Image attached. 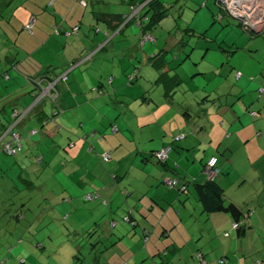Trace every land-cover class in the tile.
I'll list each match as a JSON object with an SVG mask.
<instances>
[{"label":"crops","instance_id":"0c3cea01","mask_svg":"<svg viewBox=\"0 0 264 264\" xmlns=\"http://www.w3.org/2000/svg\"><path fill=\"white\" fill-rule=\"evenodd\" d=\"M130 1L0 0V137L14 110L33 106V85L28 77L67 72V80L59 83L62 112L55 122L49 117L50 103L43 100L23 120L20 131L27 132L29 142L33 133L28 130L43 123L42 135L36 132L32 139L40 141L39 150L46 154L59 148L50 140L57 129L70 131L77 140L69 155L76 160L92 159L88 166L77 168L76 193L71 188L76 209L89 207L88 226L99 220L107 237L120 239L109 248L113 255L106 256L103 264L116 260L117 264H170L163 258L165 247L172 248V264H197L198 251L207 264H264V95L257 94L264 85V59H236L234 45L240 40L227 38L220 48L224 55L218 51L220 58L207 59L210 69L191 77L181 75L178 86V72L169 70L164 61L160 62L162 70L154 64V55L162 46L171 48L177 42L168 37L165 43L158 37L161 27L169 28L158 24L149 30L155 41L142 44L136 22L118 31L117 20L114 24L98 20L99 12L123 18L134 5L142 4V0ZM206 3L209 5V0H204L202 8ZM256 3L258 13H264V0ZM214 5L208 6V15L214 16ZM33 17L36 21L31 32L28 25ZM74 26H79L77 33H65ZM233 30L237 37L240 30ZM250 31L256 37L264 29ZM226 45H233L230 53ZM91 51L93 55L87 59ZM38 53H42L43 60L38 58L42 66L24 67ZM83 60L70 68V63ZM135 70L137 80L130 84ZM96 86L103 95L93 90ZM42 109V118L33 114ZM113 125H117L116 131ZM93 127L99 129L100 136L94 137L91 147L83 137L91 134ZM182 132L185 137L174 141ZM168 143L174 148L168 164L160 165L153 151ZM98 144H103L104 152H111L110 162L116 170L122 167L120 184L105 181L108 171L101 169L94 152ZM213 155L218 158L215 178L224 188L226 202L235 203L246 214L242 236L234 229L232 215L203 210L192 185L181 192L166 184L171 177L180 187L186 181L209 179L205 166ZM87 174L93 176L91 181ZM90 193L94 199L85 202L82 196ZM113 221H117L115 226ZM133 248L136 252L131 255ZM120 249H125V255L115 257Z\"/></svg>","mask_w":264,"mask_h":264},{"label":"rangeland","instance_id":"374dc122","mask_svg":"<svg viewBox=\"0 0 264 264\" xmlns=\"http://www.w3.org/2000/svg\"><path fill=\"white\" fill-rule=\"evenodd\" d=\"M169 2L171 3L166 4L168 7L170 6L169 15L163 17L160 21V24L162 23V25L166 26V28L172 27V35H174L176 38L184 36V42H189L187 49L184 50V47H182V50L185 52V54H189L191 52L190 56L192 57L188 59L185 57L186 55H183V59L186 58L187 63L185 62V64L181 66L182 70L188 69L190 64L194 63L193 59L195 58H206V60L209 58H220V56H217V49L220 51V45L223 43V40L227 38H239L240 40L237 45H234L235 51L238 54L236 59L245 57H252L254 59L257 58L258 60L264 59V32L260 36L250 37L249 34L245 33L240 27H238V22L233 20L234 18H231L232 20L225 18L224 21H218L213 15H211V12L210 15H208V6L214 5L215 0H209V5L206 3V6L203 8L202 4L204 0H186L181 2L169 0ZM115 7L117 8L119 6L116 5ZM208 11H210V9ZM218 12L220 13V9L217 5L214 8V14ZM130 27L131 26L127 27L128 32ZM188 28L191 30H188ZM232 28H237L240 30L237 37L235 34L236 32ZM161 31L162 30H159V32ZM227 47V45L224 46V48ZM227 49L232 51L233 45ZM180 53H182V51H180ZM220 53L224 55V52L221 51ZM41 54L42 53L34 55V57H32L34 58V61L26 63L24 67H30L32 64L34 68L41 67L43 64L41 61H39V59H42ZM224 57L227 58L226 56ZM203 63H205V61H203ZM140 67L143 68L142 63H140ZM89 94H92V92ZM87 129L89 130L90 127ZM93 130H97V132L95 131L96 137L100 136V131L97 127H93ZM63 134L65 138L62 139V144L66 145V140L69 138V136L72 137L74 135L70 131H64ZM95 138L94 136L90 137V140L93 142ZM102 148L103 144H98L97 150L94 151L95 155H97L96 158L99 156V154L103 155L104 150H102ZM58 150H61L62 152L56 151L54 153L52 152L51 154H46L43 152L42 155L38 152V155L43 159L42 162L41 159H38V162H33L32 167H30V170L34 171L36 169L35 164H38L40 170L42 168L44 170L43 173L32 172L30 175V178H32L36 182V185H38L36 190L33 192H30L29 190H21V192L17 194H20V197H22L23 194H29V197L30 195L32 196L30 199H33L24 204V207L22 208L24 214L23 218L18 219L16 216H14L17 214L16 208L18 206H23L19 205L21 203L20 201H17L18 204L15 203L11 205L14 202V196L12 197L11 195V198L0 204L1 263L103 264L106 256L113 255L111 251L105 252L103 249L101 250L104 251V255L101 253H94L95 251L93 252L91 247L92 243L85 246L90 240L88 234L78 233L71 227L74 222L77 223L82 220L85 210H72V215H70V217L68 216V218H64V220H62L63 218L61 217V214H59L61 212H56L58 209V207L55 208L57 206V201H63L64 198L72 199L74 197L71 186L74 187V179L75 177L79 176L77 168H79L80 165L81 167H84L85 165L88 166L89 161L92 163V159L83 157L76 160L72 155H69L63 151V147L58 148ZM0 156L4 157L11 155L1 152ZM16 159L20 160L18 159V156H16ZM34 159L30 158L31 162ZM115 166L116 165H114V163L111 164V162H108V174L103 177L105 178V181H112L116 184H120L121 175L119 174V171H121L122 167H118L116 170ZM100 167L103 171H106V168L103 165L100 164ZM24 168V170L30 172L26 165ZM112 168H114L115 171H113ZM99 171L100 170L97 167L96 175L98 178L101 176L100 173H98ZM87 177H90L89 181H91L93 176L87 174ZM11 185V182L4 184V187L7 188L8 192H6L5 188L1 187L2 197L5 196V193L10 194L9 191L11 192L12 190ZM40 187H44L45 189L40 191ZM46 188L48 190L51 189L50 191L55 196V202H53L54 197L49 202H43L40 200L43 198V195L47 193L48 190ZM74 188L76 193L77 186ZM13 194H16L14 189ZM123 198H126V196H123ZM127 198H129V196H127ZM48 204L50 207H46ZM53 204H55V206H52ZM62 211L64 210L62 209ZM85 234L87 237H85ZM140 241L141 240H139V242ZM147 242L148 239H142L144 246L147 244ZM150 249H153V245L150 246ZM163 250L166 251H164L165 255L163 254V258L165 260H170V264H172V259L174 258V255H172V248L165 247ZM131 251L132 253L130 254L133 255V253L136 252V249L133 248ZM122 254L123 256L125 255V249H120V251L115 254V257H122ZM137 255L139 256L140 253ZM96 260H98V262ZM116 261H114L113 264H117Z\"/></svg>","mask_w":264,"mask_h":264},{"label":"trees","instance_id":"16d2710c","mask_svg":"<svg viewBox=\"0 0 264 264\" xmlns=\"http://www.w3.org/2000/svg\"><path fill=\"white\" fill-rule=\"evenodd\" d=\"M147 1V2H146ZM132 2V0L130 1ZM142 4H137L134 5L132 11L126 15L125 17L122 18L121 15H117L115 13H105V12H99L97 13L98 16V20H103L105 22H107L108 24H114V21L117 20V28H119L118 31L122 30L124 27H126V25H129L131 22H136L138 27L141 30V42L142 44H145L147 42H154L156 39V36L153 35V32H150L149 30H153L155 29V27L160 24V21L163 17L169 15V10H170V6L168 7L166 5L165 2H163L162 0H142L141 2ZM217 5L220 9V13H215L214 17L216 18V20L218 21H224L225 18H229V19H233V15H231L230 13H228L225 9H223L217 0ZM148 13H150V15H148ZM231 19V20H232ZM235 20L238 25V27L241 28V30H243L245 33L249 34L250 37H254L255 34L252 33L249 28L244 25L242 22L236 20L235 18L233 19ZM35 17H33V22L31 23V27H30V31H32V28L35 24ZM29 29V28H28ZM79 29V26H74L72 27L70 30H66L65 33L66 34H72V33H77ZM162 31L158 32V37H160L161 39H163V41L166 43V38L168 37H173L176 39V43L175 45L171 48H166L165 46L161 47L158 52L154 55V64L156 65V67L159 70H162V65L163 63H160L161 61H164L165 66L171 70V71H176L178 73H176L175 76L179 77V81H177V85L180 86V84L182 83V76L181 75H185V76H193L197 73H199V71H201L202 69L207 70L210 69V66L208 68V62L206 60V58L203 59H199V58H195L193 59L194 63L190 64V67L188 69L182 70L181 66L185 64V62L187 61L186 58H191L192 56H190L189 54H185V52L182 50V47H184V50L187 49V45H189V42H184V36L180 37V38H176L174 35H172V27L169 29H162L160 28ZM188 30H191L188 28ZM57 32H59V29L57 28L56 30ZM161 33V34H160ZM263 33H261L260 35H262ZM164 36V38H163ZM164 43V45H165ZM184 44V45H183ZM222 48V44L220 45L219 49ZM227 51H229V53L231 52L230 50L226 49ZM180 51H182V53H180ZM221 51V50H220ZM218 52V49H217ZM93 52H89V54L87 55V59L92 57ZM183 55H186L183 59ZM205 61V63H203V61ZM86 60L83 61H79V62H72L70 63V68L73 67L74 65H79L83 62H85ZM187 63V62H186ZM136 72L137 70H135L134 77H132L130 79V84L135 83V81L137 80L136 77ZM190 72V73H189ZM165 73V72H164ZM162 73V74H164ZM52 74V75H51ZM241 74L240 71H238L237 75L239 76ZM8 74H6L7 77ZM9 76V75H8ZM68 78V73L64 72L60 75H56L54 74L52 71H48L42 75H38V76H34V77H28L29 81L32 83L33 85V91L32 94L34 96V103L33 106L30 109H26V110H14V112H12L11 117H10V121L7 125H5L2 129V134L0 137V153L4 152L8 155L11 156H0V204L6 202L9 198H11L14 196L13 198V204L17 203V201H20L21 203L19 205H23L22 207H17L16 208V216L18 219L19 218H23L24 214L22 211V208L24 207L25 203H28L29 200H33L30 199L32 198V196L29 194H23L22 197H20V194L17 195L18 193L21 192V190H29L30 192L34 191L37 189L38 185H36V182L30 178V175L32 174V172L37 173V172H41L43 173V168L40 170L39 165H36V169L34 171L30 170V167H32L33 162H38V159H41L42 162V158L41 156L38 155V152L42 155V152L39 150L38 144L40 141H36L33 140L32 137L34 135H36V132H38V134H41L44 132V124L42 123L40 126H38L36 129H29V132H32L33 135H29V138L32 140H30L28 142V140H26L25 135H27V132L25 134H23L20 131V125L24 122L23 120L29 115L30 112H32L34 110V108H36L38 106V104L40 102H42L43 100H46L50 103L51 105V114H49L50 120L55 122L56 117L58 116V114H60L62 112V110L60 109L59 106V97H60V87H59V83L60 81H66ZM179 82V83H178ZM52 83H54V86H52L49 90V93L45 94L44 93V89L49 87ZM176 85V86H177ZM99 86V85H98ZM94 87L93 90H96L98 92L99 95H103L104 91L101 90L100 87ZM257 94L259 97L264 95V85L260 86L257 90ZM44 109H42V111H39L36 114V111L33 112V114H35L38 117H43L42 113H44L43 111ZM15 112L18 113V115L15 114ZM26 113L24 116L21 115L23 113ZM185 113L188 115L189 111L186 110ZM254 115H258L259 111H254L253 112ZM23 116V117H22ZM21 117V118H20ZM48 119H46V122H48ZM117 125H113L112 126V130L116 131ZM6 132H8L6 134ZM95 132V131H93ZM88 134V135H84V140L86 141V145L88 146H93V142L90 140V137H95L94 133ZM13 133L17 134V138L12 140V147L14 148V152L13 153H9L7 150H5V144L7 142H9L11 140V136ZM5 135V136H4ZM186 135L185 132L179 133L178 135L174 136V141H179L182 138H184ZM65 136L62 133L61 129H57L55 131L54 135L50 136V140H54L55 143H58L59 148L63 147V151H65L67 154H69V151L75 146V142H76V138H74L73 136H69V138L66 140L67 143L66 145L62 144V139H64ZM57 139V140H55ZM39 140V139H38ZM65 141V142H66ZM87 146V147H88ZM164 148H169L168 154L166 156L165 159H161L158 156V153L160 151H162ZM173 146L172 143H168L165 144L163 147H161L160 149H157L155 151H153V156L156 160V162L160 165H167V161L170 157V154L173 150ZM94 149V148H93ZM25 151V153H24ZM59 151V150H57ZM61 151V150H60ZM105 154H109V159L105 158ZM16 156H18V159H16ZM35 156V159H34ZM215 157L216 158V164H215V169L217 170V162H218V158L216 155L211 156L207 163L206 166L209 162V160ZM30 158L34 159L30 160ZM86 158V157H83ZM98 160L100 161L101 165H103L106 170H108L107 168V163L110 162L111 160V152L110 151H105L103 152V155L99 154L98 156ZM25 165L27 166V169L30 172H27V170H24ZM205 166V168H206ZM34 167V166H33ZM40 170V171H39ZM208 174V173H207ZM209 175V174H208ZM217 174H215L213 177H210L209 175V179L205 180V181H197V180H193V181H186V183L184 184V186H179L178 180L174 177H171L169 179H171L173 181L174 184H170L167 183L166 184L170 187V188H176L178 191L181 192H187L188 190V186L192 185L196 191L198 200L200 201L203 210L208 213H216V212H225L228 213L230 215H232V217L234 218V229H236V231L238 232V235L242 236L245 234L246 231V224H245V218H246V214L241 210V208L236 205L235 203L231 202V203H227L226 202V196H225V191L223 186L220 184V182L215 178ZM168 179V178H167ZM168 179V180H169ZM11 182V192L9 191L10 194L5 193V196L2 197L1 196V187L6 189V192H8L7 188L4 187L5 183H9ZM185 188V190H182L183 188ZM13 189L14 191H16V194H13ZM40 191H43L45 188L40 187L39 188ZM47 189V188H46ZM48 190V189H47ZM51 189H49L47 191V193H45L43 195V198L40 199L43 202L48 200L51 201V199L54 197L53 202L55 201V196L54 194L50 191ZM12 193V194H11ZM48 195V196H47ZM20 197V198H19ZM29 197V198H28ZM52 197V198H51ZM47 198V199H45ZM74 198V197H73ZM73 198L72 199H67L64 198L63 201H57V206L55 208L58 207L57 209V213L61 214V217L63 218L62 220H64V218H68L69 213L71 211V215H72V210L76 211L79 209L77 208V204L75 205L73 203ZM82 198L85 200V202H89L92 199H94V195L93 194H86L83 195ZM6 199V200H5ZM41 204V203H40ZM5 205V204H4ZM52 206H55V204H53ZM46 207H50V205L48 204V206ZM49 209V208H48ZM62 209L64 211H62ZM82 210H85V214L82 218V220H80L77 223H73V225H71V227L73 229H75L76 232L78 233H86L88 234V237H90V240L88 241V243L85 245L87 246L88 244H91L92 247V251L94 253H101L104 255V251H108L109 248H111V246L118 244L119 242V238L116 239H112L110 237H107V235L105 234V230H102L100 228L101 223L98 221L94 222V225L88 226V223L86 221V218H90V214L89 211H87L89 209L88 205L84 206V208H81ZM70 217V216H69ZM124 219L129 220L128 216H125ZM117 224V221H113L112 225L115 226ZM111 225V226H112ZM85 234V237H87ZM226 234L229 235V233L226 232ZM148 235H146V239H148L147 237ZM39 243V242H38ZM76 247V246H75ZM78 248V247H77ZM100 248V249H99ZM75 249V248H74ZM101 249H103L104 251H102ZM164 252V251H163ZM166 252V251H165ZM164 252V254H165ZM197 253H201L203 255V253L201 251H198ZM198 254H196V259L198 261L197 264H207V262L204 260V256L203 259H199ZM108 257V256H107ZM105 257V261L107 260ZM78 258V256H77ZM1 258H0V264H4V262L1 263ZM23 261L25 262V260L23 259ZM98 262V260H96ZM223 261V260H222ZM96 264V263H95Z\"/></svg>","mask_w":264,"mask_h":264},{"label":"built area","instance_id":"2783aa9c","mask_svg":"<svg viewBox=\"0 0 264 264\" xmlns=\"http://www.w3.org/2000/svg\"><path fill=\"white\" fill-rule=\"evenodd\" d=\"M256 2L257 1H255V0H218L219 5L223 9H225L228 13H230L231 15L237 16V15H244L245 14V16L247 18H251V17L255 16L256 14H258V11H257L258 8L256 7ZM247 12H249L250 14L247 15L248 14ZM30 27H31V24L28 25L29 29H30ZM52 86H54V83H52L49 87L45 88L44 93L45 94L49 93V90ZM15 114L18 115L17 112H15ZM25 114L26 113L24 112L21 115L24 116ZM7 133L8 132H6V134ZM17 137H18L17 134L13 133L11 136V140L5 144V150H7L9 153H13L15 151L14 148L12 147V143H13L12 140L16 139ZM168 151H169V148H164L162 151H160L158 153L159 158L165 159L167 154H168ZM105 158L109 159V154H105ZM215 164H216V158L212 157L209 160V162L205 168L206 173H208L210 175V177H213L217 172V170L214 168ZM168 183L174 184L171 179L168 180ZM226 235H228V234H226ZM197 256L200 260L203 259V255L201 253H198Z\"/></svg>","mask_w":264,"mask_h":264},{"label":"water","instance_id":"95a60500","mask_svg":"<svg viewBox=\"0 0 264 264\" xmlns=\"http://www.w3.org/2000/svg\"><path fill=\"white\" fill-rule=\"evenodd\" d=\"M249 15L250 13L247 12ZM236 20L242 22L244 25H246L250 30L256 33H260L264 29V13H258L255 16L251 18H247L244 15H237L233 16ZM250 17V16H249Z\"/></svg>","mask_w":264,"mask_h":264},{"label":"bare ground","instance_id":"6f19581e","mask_svg":"<svg viewBox=\"0 0 264 264\" xmlns=\"http://www.w3.org/2000/svg\"><path fill=\"white\" fill-rule=\"evenodd\" d=\"M257 4V3H256ZM258 5V4H257Z\"/></svg>","mask_w":264,"mask_h":264}]
</instances>
